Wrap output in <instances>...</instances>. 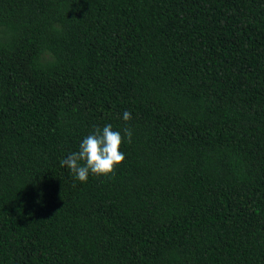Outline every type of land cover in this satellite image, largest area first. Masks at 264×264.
<instances>
[{
  "label": "trees",
  "instance_id": "obj_1",
  "mask_svg": "<svg viewBox=\"0 0 264 264\" xmlns=\"http://www.w3.org/2000/svg\"><path fill=\"white\" fill-rule=\"evenodd\" d=\"M0 264H264V0H0Z\"/></svg>",
  "mask_w": 264,
  "mask_h": 264
},
{
  "label": "clouds",
  "instance_id": "obj_2",
  "mask_svg": "<svg viewBox=\"0 0 264 264\" xmlns=\"http://www.w3.org/2000/svg\"><path fill=\"white\" fill-rule=\"evenodd\" d=\"M132 114L123 113V120L129 121ZM132 132L129 128L120 131L113 130L111 124L103 128H95L94 132L85 137L76 152L70 153L61 160V167H65L81 183L87 181L90 174L96 176H109L114 173L117 165L125 159V154L120 151V146L125 138L131 143Z\"/></svg>",
  "mask_w": 264,
  "mask_h": 264
}]
</instances>
